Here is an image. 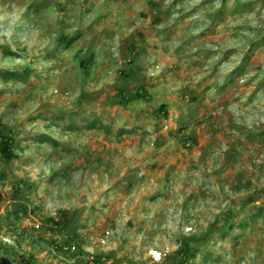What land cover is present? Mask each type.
Returning <instances> with one entry per match:
<instances>
[{
  "label": "rangeland",
  "instance_id": "rangeland-1",
  "mask_svg": "<svg viewBox=\"0 0 264 264\" xmlns=\"http://www.w3.org/2000/svg\"><path fill=\"white\" fill-rule=\"evenodd\" d=\"M0 134V264H264V0H0Z\"/></svg>",
  "mask_w": 264,
  "mask_h": 264
},
{
  "label": "trees",
  "instance_id": "trees-1",
  "mask_svg": "<svg viewBox=\"0 0 264 264\" xmlns=\"http://www.w3.org/2000/svg\"><path fill=\"white\" fill-rule=\"evenodd\" d=\"M6 76L16 78V77H19V73L9 71L6 73ZM162 106L163 105H161L160 108H162ZM90 126L92 128L95 127L96 122H92ZM0 153L3 157L8 158V159L15 157V154L13 152V139L0 134ZM0 201H1V194H0ZM65 214L66 212L64 211L61 214L62 218L58 220H51V223L54 226V228H57V230L59 231H62L67 225V222L65 220V217H66ZM183 251H185V253H188L185 248L183 249ZM180 262L182 264H185V259L181 260ZM90 263L94 264L95 261H91Z\"/></svg>",
  "mask_w": 264,
  "mask_h": 264
}]
</instances>
